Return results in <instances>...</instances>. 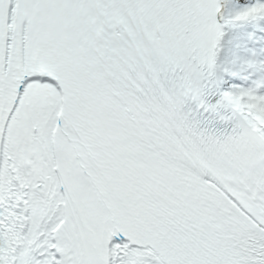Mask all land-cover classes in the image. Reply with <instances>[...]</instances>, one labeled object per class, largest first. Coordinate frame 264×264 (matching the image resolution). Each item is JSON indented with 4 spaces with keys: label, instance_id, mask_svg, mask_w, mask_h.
Returning a JSON list of instances; mask_svg holds the SVG:
<instances>
[{
    "label": "snow or ice",
    "instance_id": "obj_1",
    "mask_svg": "<svg viewBox=\"0 0 264 264\" xmlns=\"http://www.w3.org/2000/svg\"><path fill=\"white\" fill-rule=\"evenodd\" d=\"M0 264H264V0H0Z\"/></svg>",
    "mask_w": 264,
    "mask_h": 264
}]
</instances>
